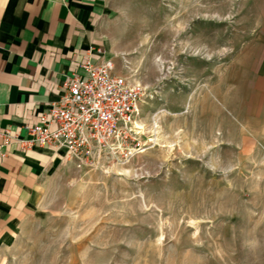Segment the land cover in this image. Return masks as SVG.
I'll list each match as a JSON object with an SVG mask.
<instances>
[{
	"label": "rangeland",
	"instance_id": "374dc122",
	"mask_svg": "<svg viewBox=\"0 0 264 264\" xmlns=\"http://www.w3.org/2000/svg\"><path fill=\"white\" fill-rule=\"evenodd\" d=\"M102 28L144 147L52 172L0 264H264V0H112Z\"/></svg>",
	"mask_w": 264,
	"mask_h": 264
},
{
	"label": "crops",
	"instance_id": "0c3cea01",
	"mask_svg": "<svg viewBox=\"0 0 264 264\" xmlns=\"http://www.w3.org/2000/svg\"><path fill=\"white\" fill-rule=\"evenodd\" d=\"M111 1L0 0V132L28 137L25 126L60 101L86 57L112 59L102 28ZM2 151L0 251L36 211L44 181L69 162L64 150L49 146L12 143Z\"/></svg>",
	"mask_w": 264,
	"mask_h": 264
},
{
	"label": "built area",
	"instance_id": "2783aa9c",
	"mask_svg": "<svg viewBox=\"0 0 264 264\" xmlns=\"http://www.w3.org/2000/svg\"><path fill=\"white\" fill-rule=\"evenodd\" d=\"M123 63L130 70L127 60ZM64 87L60 101L50 105L38 122L25 126L28 137L9 128L0 132V156L12 143L21 149L49 146L64 150L67 161L79 167L119 148L134 155L144 147L133 125L145 92L134 74L117 73L112 59L92 62L86 57L80 73L68 77Z\"/></svg>",
	"mask_w": 264,
	"mask_h": 264
},
{
	"label": "bare ground",
	"instance_id": "6f19581e",
	"mask_svg": "<svg viewBox=\"0 0 264 264\" xmlns=\"http://www.w3.org/2000/svg\"><path fill=\"white\" fill-rule=\"evenodd\" d=\"M136 123V122H135ZM134 123V124H135ZM133 127H134V125H133ZM135 129H141V127H140V125H138V124H135V127H134Z\"/></svg>",
	"mask_w": 264,
	"mask_h": 264
}]
</instances>
